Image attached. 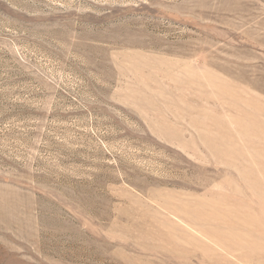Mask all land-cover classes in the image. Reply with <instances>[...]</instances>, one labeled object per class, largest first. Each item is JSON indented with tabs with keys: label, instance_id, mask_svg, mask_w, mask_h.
<instances>
[{
	"label": "rangeland",
	"instance_id": "374dc122",
	"mask_svg": "<svg viewBox=\"0 0 264 264\" xmlns=\"http://www.w3.org/2000/svg\"><path fill=\"white\" fill-rule=\"evenodd\" d=\"M0 264H264V0H0Z\"/></svg>",
	"mask_w": 264,
	"mask_h": 264
}]
</instances>
